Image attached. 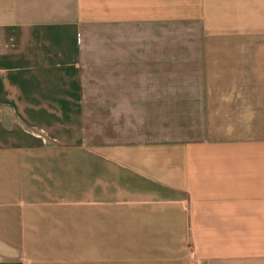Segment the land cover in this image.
<instances>
[{
    "label": "crops",
    "instance_id": "obj_1",
    "mask_svg": "<svg viewBox=\"0 0 264 264\" xmlns=\"http://www.w3.org/2000/svg\"><path fill=\"white\" fill-rule=\"evenodd\" d=\"M0 264H264V0H0Z\"/></svg>",
    "mask_w": 264,
    "mask_h": 264
}]
</instances>
